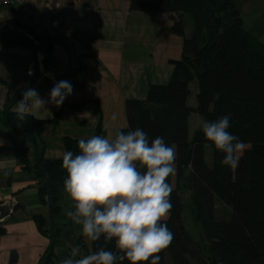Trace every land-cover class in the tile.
I'll list each match as a JSON object with an SVG mask.
<instances>
[{"label": "trees", "instance_id": "trees-1", "mask_svg": "<svg viewBox=\"0 0 264 264\" xmlns=\"http://www.w3.org/2000/svg\"><path fill=\"white\" fill-rule=\"evenodd\" d=\"M123 1L133 12L175 13L177 20L171 32L183 39L182 56L173 62L169 82L151 85L143 100H126L127 127L120 130L127 133L140 128L150 141L162 137L176 149L174 183L172 176L168 178L173 207L162 221L173 233V240L158 253L159 264H264V43L245 29L234 0ZM26 36H20L21 42L30 45ZM193 80L198 92L195 104L190 106ZM10 104L8 100L0 108V126L7 129V135H20L13 157L22 171L33 173L37 200L49 207L54 222L62 216L67 171L62 159L44 158L38 145L35 159L34 129L43 121L30 115L19 120ZM192 114L207 122L230 116L228 131L245 145L235 169L222 163L224 153L205 138L201 125L189 138L188 119ZM57 119L58 112L45 123L55 124ZM93 135L104 136L101 125ZM79 140L65 136V151L78 154ZM207 146L211 149L210 161L205 159ZM182 188L189 194L194 218L203 227L206 250L192 241L183 224L178 194ZM32 219L41 235L50 241L53 235L55 246L61 229L55 224L47 226L40 215ZM77 245L81 255L98 251L101 246L118 253L115 240L105 244L101 237L85 244L82 228ZM54 257L52 253L47 264H57ZM47 258L48 252L40 264H46ZM120 264L130 262L125 259ZM143 264H150V260Z\"/></svg>", "mask_w": 264, "mask_h": 264}, {"label": "crops", "instance_id": "crops-1", "mask_svg": "<svg viewBox=\"0 0 264 264\" xmlns=\"http://www.w3.org/2000/svg\"><path fill=\"white\" fill-rule=\"evenodd\" d=\"M30 1L43 17L41 32L33 38L23 10L0 7V108L15 101L11 107L15 113L36 63L40 76L31 88L45 100L55 82L72 83V94L60 107L49 103L47 110L29 114L43 121L34 130L46 159H62L65 136L88 139L99 125L104 136L126 129L125 101L143 100L151 85L167 84L173 62L181 59L183 39L171 32L175 13L133 12L123 0H49L59 4L58 10L45 8L46 0ZM22 34L34 44H23ZM56 112L57 122L45 123ZM6 132H1L6 138L0 141V201L19 208L0 221V264H40L49 252L51 241L37 231L34 215L61 229L53 245L54 262L60 264L81 233V226L67 215L75 210L73 201L64 192L62 216L53 222L49 207L37 200L34 175L22 171L13 157L20 138ZM84 242L89 245L90 240Z\"/></svg>", "mask_w": 264, "mask_h": 264}, {"label": "clouds", "instance_id": "clouds-1", "mask_svg": "<svg viewBox=\"0 0 264 264\" xmlns=\"http://www.w3.org/2000/svg\"><path fill=\"white\" fill-rule=\"evenodd\" d=\"M72 91L70 81H58L45 100L35 88H29L16 101L15 113L24 120L34 110H47L46 104L60 107ZM229 121L230 116L225 115L216 121H202L201 128L205 138L224 153L222 163L235 169L237 153L245 145L228 131ZM78 149V154L65 151L62 156L67 171L64 189L75 209L67 215L81 226L84 238L99 241L103 237L105 244L115 240L121 254L101 246L98 251L81 255L77 245L60 264H120L125 259L130 264L149 260L150 264H159L158 253L173 240V233L162 221L173 207L168 178L176 172V149L162 137L150 141L140 128L81 139Z\"/></svg>", "mask_w": 264, "mask_h": 264}, {"label": "rangeland", "instance_id": "rangeland-1", "mask_svg": "<svg viewBox=\"0 0 264 264\" xmlns=\"http://www.w3.org/2000/svg\"><path fill=\"white\" fill-rule=\"evenodd\" d=\"M234 3L243 19L244 27L247 29L255 38L264 43V0H234ZM168 83V82H167ZM166 85V84H165ZM190 96L188 99V105L193 106L195 104L196 94L198 92V86L196 80H194L190 86ZM202 118L199 115L192 114L188 120V134L189 138L192 137L194 131L201 125ZM7 129L4 126L0 127V131L4 133ZM14 137L19 140L20 135L13 133ZM4 136H0V141L4 140ZM15 140V139H14ZM13 140V141H14ZM10 143V141H5ZM18 146V144H17ZM205 159L210 161L211 149L210 147L205 148ZM240 153H237L239 155ZM29 174V173H24ZM33 177V174L30 173ZM28 175V176H29ZM179 197L181 199V216L183 224L192 239V241L199 247L206 250L208 241L205 237V233L202 225L196 221L192 214L189 194L185 189H180Z\"/></svg>", "mask_w": 264, "mask_h": 264}, {"label": "built area", "instance_id": "built-area-1", "mask_svg": "<svg viewBox=\"0 0 264 264\" xmlns=\"http://www.w3.org/2000/svg\"><path fill=\"white\" fill-rule=\"evenodd\" d=\"M45 8L50 10H58L59 4L46 0L44 2ZM0 7L19 8L23 10L29 19V25L32 28L31 38L37 36L41 32L40 23L43 22V17L34 10V5L30 0H0ZM47 27L52 24L45 22Z\"/></svg>", "mask_w": 264, "mask_h": 264}, {"label": "water", "instance_id": "water-1", "mask_svg": "<svg viewBox=\"0 0 264 264\" xmlns=\"http://www.w3.org/2000/svg\"><path fill=\"white\" fill-rule=\"evenodd\" d=\"M34 44V43H32ZM33 48H34V45H32ZM34 55L36 57V52L34 51ZM36 59V58H35ZM39 76H40V73H39V68H38V64L36 63L35 64V68H34V72H33V75H32V78L30 80V83H29V86L27 89L31 88L32 85L39 79ZM15 103L12 102L10 105H9V108H11L13 106V104ZM33 150H34V153H35V159H36V151H37V144L34 142V145H33ZM48 180V179H47ZM19 206L16 205L12 208H10L9 206L5 205L4 202H1L0 201V221H2L4 218H6L11 212H16L18 210ZM53 243H54V238H53V235L51 237V245H50V248H49V252H48V258H47V262L46 264L48 263V259L51 257L52 253H53Z\"/></svg>", "mask_w": 264, "mask_h": 264}]
</instances>
